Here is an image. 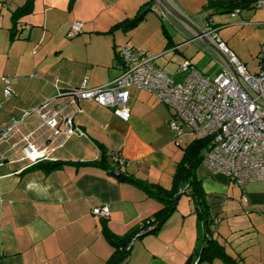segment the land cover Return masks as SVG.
Masks as SVG:
<instances>
[{
    "label": "crops",
    "instance_id": "crops-1",
    "mask_svg": "<svg viewBox=\"0 0 264 264\" xmlns=\"http://www.w3.org/2000/svg\"><path fill=\"white\" fill-rule=\"evenodd\" d=\"M97 1L98 5L94 0H77L71 6L73 15L67 18L66 33L78 22L77 19H81L78 16L81 10L86 12L87 9L88 12L92 5H96L91 18L78 22L82 24L81 33H90L87 42L93 45V50L80 62L72 60L73 54L55 57L54 60L62 58L72 63L70 71L62 74L53 71L44 52L39 51L44 33L50 34V42L55 36L53 24L56 18L53 20L51 10H57L59 0L48 4L43 2L42 7L49 10L43 11L40 20L21 18L13 38L11 15L25 0L0 1V78H8L12 90V95L5 99L0 85V125L40 107L56 97L57 92L81 87L84 80L88 89L108 85L119 75L117 52L124 46L145 53L163 72L154 61L161 54L173 51L171 61H177L175 74L171 76L173 79L181 78L182 75L177 73L179 66L184 61H191L183 56V49L191 44L218 61L209 48L155 0ZM170 1L213 42L214 36L219 40V24L214 17L232 16V13L219 10H204L208 2L216 0ZM149 3L152 9L135 28L109 32L118 23L132 20ZM252 4L232 18H240L239 22L256 30L264 27V10L256 9ZM37 5L38 0H34L33 13ZM150 12L168 22L175 32L173 38L161 26L166 39L162 51L152 48L148 39L135 40L137 31L144 30L148 21H159L148 15ZM207 23L212 25V35L205 30ZM238 26L241 27V23ZM218 62L221 70L215 76L225 71ZM128 93L130 117L126 122L115 117L112 110L92 101L78 102L71 108L72 120L74 128L83 135L63 139L61 147L55 143L46 145L47 159L36 164L24 160L15 146L22 136L36 128L35 117L25 119L15 135L0 142V264H106L113 249L103 234L101 219L92 215V209L108 207L105 226L120 239L139 229L161 209L158 200L149 198L134 185L117 181L106 170L82 165L100 160V145L106 152L110 168L115 167L112 155L116 154L124 161L119 169L124 176L165 191L172 188V178L182 159L183 149L190 143L182 146L181 142L188 131L180 123L181 136L170 128L173 112L155 94L136 88H130ZM41 144L34 142L35 147L41 148ZM41 163L60 166L49 172L34 168ZM195 176L208 207L210 238L235 261L234 264H264V183L237 187L224 175L212 173L201 164ZM200 230L201 222L196 217L193 203L189 197L181 196L176 211L157 234L131 240L130 255L124 264H184L200 245ZM201 264L227 263L214 259Z\"/></svg>",
    "mask_w": 264,
    "mask_h": 264
},
{
    "label": "built area",
    "instance_id": "built-area-1",
    "mask_svg": "<svg viewBox=\"0 0 264 264\" xmlns=\"http://www.w3.org/2000/svg\"><path fill=\"white\" fill-rule=\"evenodd\" d=\"M254 6L264 10V0H255ZM239 12V9H235L232 16ZM211 26L206 24L208 35L213 34ZM81 31L82 24L74 23L66 37L71 39ZM213 39L241 79L258 96L249 91L251 100L229 72L223 71L209 78L188 61H184L177 70L183 76L181 82H175L171 76L156 68L145 53L124 46L117 52L119 75L111 83L88 89L84 80L77 89L57 92L56 97L45 101L40 107L0 125V142L15 135L25 119L35 117L36 128L22 136L15 146L24 160L36 164L47 159L46 145L55 143L61 147L63 139L75 134L83 135L74 128L72 120L71 108L78 102L92 101L112 110L115 117L126 122L130 117L128 90L136 88L155 94L161 103L172 110L174 119L170 122V128L178 136L182 134L178 126L180 123L194 139H210V148L201 165L212 173L224 175L237 187L254 182L264 183V45L258 55L259 71L253 76L224 43L215 36ZM0 85L4 98H9L12 95L10 80L0 78ZM34 142L42 143L41 148L35 147ZM113 164L120 168L124 161L115 154ZM91 213L96 218L107 219L109 210L107 206L94 207ZM148 231L150 229L144 233ZM131 245L132 242L126 250Z\"/></svg>",
    "mask_w": 264,
    "mask_h": 264
},
{
    "label": "trees",
    "instance_id": "trees-1",
    "mask_svg": "<svg viewBox=\"0 0 264 264\" xmlns=\"http://www.w3.org/2000/svg\"><path fill=\"white\" fill-rule=\"evenodd\" d=\"M2 1L3 0H1V2ZM72 2L73 0H70V5L72 4ZM254 3L255 0H216L208 2L204 10L209 12L213 10H219L225 13H232L235 9L242 10L248 8L250 4L254 6ZM33 8L34 0H25L24 4L18 7L12 13V26L10 28L12 38L16 35L15 29L18 21L24 16L32 14ZM151 9L152 4L149 3L146 7H142L136 17H134L132 20L118 23L113 28H111L109 32L111 33L113 30L118 29L126 31L135 28L143 19L145 13ZM213 28L215 29L216 27L214 26ZM99 148L101 150L100 160L93 163H83V166L96 167L106 170L110 175L115 176L117 181L127 182L134 185L135 187L142 190L149 198L156 199L162 204L161 209L158 210L151 219L145 221L139 229H135L126 238L120 239L113 236L105 226L106 219L100 220L104 227L103 234L107 242L113 249L111 258L107 261L106 264H124L130 255V249L126 250V247L131 242V240L133 238H140L147 234H157L162 229L166 221L176 211L177 202L182 195L190 198L194 206L196 217L201 222V230L198 237L200 245L195 250L194 254L191 255L184 264H201L202 262H211L214 259H220L227 264H234L235 261L229 258L223 252V249L210 238L212 230L211 220L208 219V207L206 206V203L204 201L200 183L195 176L197 167L200 166L206 151L210 148V139H193L189 144L186 145V147L183 149L182 159L178 163L177 170L172 178V188L169 191H165L144 181L126 177L122 173H120V168H117L116 166L110 168L107 161L108 157L104 148L100 145ZM113 157L114 155H112V163ZM59 166L60 164L57 163H41L34 166V168L49 172L58 168ZM148 229H150V231L145 234L144 232Z\"/></svg>",
    "mask_w": 264,
    "mask_h": 264
},
{
    "label": "rangeland",
    "instance_id": "rangeland-1",
    "mask_svg": "<svg viewBox=\"0 0 264 264\" xmlns=\"http://www.w3.org/2000/svg\"><path fill=\"white\" fill-rule=\"evenodd\" d=\"M50 1L52 2V0H38V5L37 7L35 6L34 13L32 15L30 14L25 16V19L32 18L35 20H40V18L43 17V11L49 10L47 8L42 7L43 2L48 4ZM76 1L77 0H73L72 4L70 5V0H59V5L55 7L57 10H51L54 15L53 20L56 18L55 23L53 24L55 28V36L50 42V34L48 35L44 33L45 37L42 40L43 43L40 44L41 48H39V51H43L44 55H46V60L51 64L53 71L58 74L69 72V67L73 66L71 65V62L69 64V62H66V60H62V58H60V60H54L56 59L55 57H61V55L68 56L73 54V56L71 57L72 60L75 59L74 61L80 62L81 58H84L85 55L89 54L93 50V45L87 42V36L90 34L89 32L81 33L73 39L66 38V23L68 20L67 18H69V15H73L71 14V6H73V3H76ZM94 4L98 5V1L94 0ZM90 10L91 11L88 12L87 9L86 12H83L81 10L80 13H78L79 18L81 17V19H77L78 22H80V20L85 21L86 19L91 18L92 13L96 11V5H92ZM47 14L49 15V11H47ZM148 15L156 17V19H158L159 21H148L144 30L140 29L137 31L135 40L138 42L148 39V41L150 42L149 44L150 46H152V48H159V50L162 51L164 50L166 39L161 26L163 25L166 30L170 32L173 38L175 36V32L172 27L168 24V22L159 19L156 13L150 12ZM239 19L240 18H232L231 14H222L220 16H215L214 21H217V24H219L217 35L219 40L224 42L225 46L230 51H232L236 58L240 61V63L245 66L246 71L250 75L255 76L259 71L258 54L260 52L261 45L264 44V27H258L256 30L255 28L251 29L246 25V23L242 21L239 22ZM240 23L242 25L241 27L238 26ZM234 27L239 28L234 29ZM92 39H95V37L93 36ZM172 53L173 51H170L165 55L161 54L162 56L154 61V63H156L158 67L163 68L164 72L170 76H173L175 74V70L177 68V61H171V58L173 56ZM183 53L185 54L183 56L193 61H189L192 63V66H196L198 71H200L204 75H208L207 77L209 78H213L215 74L219 70H221V65L219 64V62L216 61V59L212 57L209 53L201 52V50L195 44H191L187 46V48H184ZM183 58L184 57H181V59ZM180 77L181 78L176 77L174 81L181 82L183 77ZM192 139L194 138L191 135L187 134L186 137L181 139L182 146L186 143L191 142Z\"/></svg>",
    "mask_w": 264,
    "mask_h": 264
},
{
    "label": "water",
    "instance_id": "water-1",
    "mask_svg": "<svg viewBox=\"0 0 264 264\" xmlns=\"http://www.w3.org/2000/svg\"><path fill=\"white\" fill-rule=\"evenodd\" d=\"M155 1L158 6H162L172 17H174L181 25H183L187 30H189L195 36L194 38H197L215 54V56L218 58V61H220V63L223 65L225 71L229 72L232 77L236 79L242 89L249 95L251 100L252 98L250 96L249 91L254 92L257 96L259 95L245 84V82L241 79L239 74L236 72L235 68L230 63L227 56L223 54L219 47L204 32H202L195 25H193L190 19L183 16V14L180 12L181 10L177 6H174L170 0ZM204 14L206 15V13ZM262 109L264 110V105L262 106Z\"/></svg>",
    "mask_w": 264,
    "mask_h": 264
}]
</instances>
